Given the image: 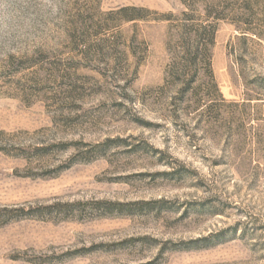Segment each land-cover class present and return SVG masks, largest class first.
I'll use <instances>...</instances> for the list:
<instances>
[{"label":"rangeland","instance_id":"obj_1","mask_svg":"<svg viewBox=\"0 0 264 264\" xmlns=\"http://www.w3.org/2000/svg\"><path fill=\"white\" fill-rule=\"evenodd\" d=\"M0 264H264V0H0Z\"/></svg>","mask_w":264,"mask_h":264},{"label":"trees","instance_id":"obj_2","mask_svg":"<svg viewBox=\"0 0 264 264\" xmlns=\"http://www.w3.org/2000/svg\"><path fill=\"white\" fill-rule=\"evenodd\" d=\"M205 32H207V31L205 30ZM187 51L188 52H187V54H185V58L189 62L190 66L195 67V65H197V62H198L197 59L201 55H202L201 57H203L202 61L206 60V56H207L206 51H204L205 54L203 55V53H200L199 51H197V46H196V50L195 51H191V50H187Z\"/></svg>","mask_w":264,"mask_h":264}]
</instances>
